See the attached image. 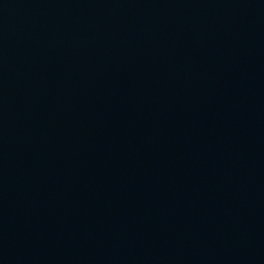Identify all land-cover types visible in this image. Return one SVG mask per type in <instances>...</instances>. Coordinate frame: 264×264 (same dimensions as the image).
I'll return each mask as SVG.
<instances>
[{
	"label": "water",
	"instance_id": "95a60500",
	"mask_svg": "<svg viewBox=\"0 0 264 264\" xmlns=\"http://www.w3.org/2000/svg\"><path fill=\"white\" fill-rule=\"evenodd\" d=\"M0 264H264V0H0Z\"/></svg>",
	"mask_w": 264,
	"mask_h": 264
}]
</instances>
